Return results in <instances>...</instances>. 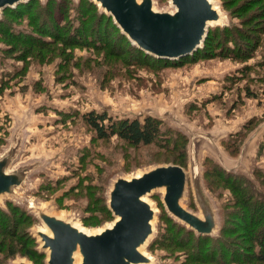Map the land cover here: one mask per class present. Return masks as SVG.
Returning a JSON list of instances; mask_svg holds the SVG:
<instances>
[{"label": "rangeland", "instance_id": "374dc122", "mask_svg": "<svg viewBox=\"0 0 264 264\" xmlns=\"http://www.w3.org/2000/svg\"><path fill=\"white\" fill-rule=\"evenodd\" d=\"M55 1L51 13L45 9L57 24L53 37L39 33L38 26L46 22L40 20L44 10L38 4L19 18L0 12V156L12 148L6 171L25 173L12 193L0 197L8 219H15V232L31 233L39 247L34 231L44 225L37 209L98 232L114 220L106 204L118 176L129 179L156 166L179 165L176 161L186 172L181 205L202 216L193 195L196 166L201 192L214 212L215 233L223 224L235 225L228 219L237 208L229 185L222 173L210 177L205 170L221 165L243 175L246 188L254 184L264 196V178L259 177L264 176V149L257 152L264 142V19L258 16L263 4L209 0L222 19L211 26L212 44L170 63L139 60L126 43L129 37H121L93 1L88 6L86 0H67L60 6ZM151 1L155 11L174 10L169 0ZM223 26L232 27L237 47L229 49L232 43H226ZM233 27L246 30L249 39L241 41ZM44 29L52 31L51 26ZM94 30L103 38L94 37ZM76 34H81L79 43L74 42ZM232 51L245 52V58L230 57ZM91 110L117 118H156L168 142L135 147L116 135L98 139L82 118ZM163 192L161 188L144 197L154 211L153 232L142 249L149 264H216L196 262L197 250L176 246L182 240L174 246L166 242L184 231L166 211ZM6 202L17 211H9ZM237 236L229 235L235 247ZM11 241L0 231V264H46L44 250L36 260L19 252L8 257ZM241 252L237 249V256Z\"/></svg>", "mask_w": 264, "mask_h": 264}, {"label": "water", "instance_id": "95a60500", "mask_svg": "<svg viewBox=\"0 0 264 264\" xmlns=\"http://www.w3.org/2000/svg\"><path fill=\"white\" fill-rule=\"evenodd\" d=\"M27 0H0V12ZM109 15L122 34L140 50L168 60L181 58L196 51L205 38L209 26L222 19L209 0H169L171 12L155 11L151 0H91ZM13 149L0 156V197L12 193L20 185L25 173L7 172ZM193 195L202 216L185 209L180 200L186 187V172L179 165H160L127 179L118 176L108 192V208L113 222L100 232H85L74 222L37 209L36 216L50 232H34L39 247L47 251L46 264H149L151 259L142 249L151 236L154 211L142 199L163 188V203L168 214L197 234H214L217 227L214 212L204 198L198 171L193 166ZM17 264H30L18 260Z\"/></svg>", "mask_w": 264, "mask_h": 264}, {"label": "trees", "instance_id": "16d2710c", "mask_svg": "<svg viewBox=\"0 0 264 264\" xmlns=\"http://www.w3.org/2000/svg\"><path fill=\"white\" fill-rule=\"evenodd\" d=\"M67 0H56L55 6H60L61 3H65ZM53 0H46L45 2L40 3L39 0H27L22 3H18L14 6H7L6 8L2 9L3 13H9L15 18L21 17L24 13H30L32 10L30 9L33 5H37L39 9H43L44 11L40 13V20L44 19L46 23H42V27L38 26L39 33L47 34L49 36L54 35V33H57V29H53V25L55 22L51 19V15H48V13L52 12L51 6H52ZM257 4L262 3L263 4V11H260L258 13L259 18L264 19V0H257ZM78 3V2H77ZM76 7H78L80 2L77 4ZM91 0H86V5H91ZM86 7V6H85ZM47 10V12L45 11ZM88 10V8L86 9ZM1 11V12H2ZM101 13L103 12L101 9L99 10ZM105 16L108 20L113 19L105 13ZM113 24L116 26L117 31L119 35L123 38H127L124 34L121 33L119 27L113 22ZM46 26H51L52 31H45ZM261 27V26H260ZM263 26L260 28L261 33H264V30L262 31ZM236 31L241 35L240 39L241 41L249 39V33H247L246 30H243L242 28H236ZM234 29V30H235ZM225 31L223 33L224 37H227L226 43H232L229 49L233 47H237L236 45V39L233 37L234 35L230 31L232 30V27L228 28V26H223L221 29ZM211 31H213V28L211 26L208 27L206 36L204 40L201 43V46L190 54V56L194 54H200L201 49L204 47H208L212 44V42L209 40L211 37ZM41 33V34H42ZM94 37L97 38H103L99 34V32H91ZM84 36L88 40H93L91 36ZM215 36V35H213ZM212 36V37H213ZM22 37V36H21ZM74 42H81V34L74 37ZM111 38V37H109ZM114 38V37H112ZM109 39V41L112 40ZM79 39V40H78ZM36 40H38L36 38ZM116 42V41H112ZM110 42V43H112ZM98 45H100V41L97 40L96 42ZM127 44L131 45L133 48V51H136V53H132L136 55V57L139 60L142 59H155V60H167V62H172V60H168L165 58L160 57H154L148 53H146L143 50H140L138 47H136L129 39H127ZM95 44V45H97ZM126 44V45H127ZM249 45V44H248ZM128 46V45H127ZM248 49L251 48V45L247 47ZM245 52H231L229 55L230 57L235 58H245L244 55ZM203 56V54H202ZM200 56V58L202 57ZM199 57V55H198ZM82 118L84 122L90 127L96 134V137L98 139H108L111 136H115L120 139L121 141H124L128 145H132L135 147L138 146H145L150 144L155 145H161L164 146L167 144V140L162 138V128L159 125L160 121H158L156 118H153L151 116H144L142 120H139L136 117L133 118H117L112 117L105 111H86L82 115ZM264 149V142L259 145L258 151L259 153L263 152ZM179 165L181 163L179 161H176ZM175 165V164H174ZM212 170H205V175L210 177H219L220 174H223V180L229 185V189L234 197V204L237 208L232 209L231 214L228 216L229 222H233L235 225H221V228L219 231L215 234H197L193 229L186 228L183 224L180 222H177V227L183 228V233L179 234L180 238L174 239V238H168L166 239V242L168 244L170 243L171 246H174L175 242L177 240H182L183 244H177L176 246L183 247L186 251H196V262L201 263H207V262H215L216 264H228V263H235V264H264V196L263 191H260L258 187L254 184H250L249 188H246V186L242 182L243 175L236 176L237 173H233V171L228 170L224 168L223 166L219 165V167L212 166ZM259 172V171H258ZM256 171V173L258 174ZM260 175V174H259ZM232 177L231 181L228 182L230 179L229 177ZM260 178H264L263 175L259 176ZM239 178V179H236ZM241 178V180H240ZM246 178H244L245 180ZM249 179V178H247ZM249 182V181H248ZM7 209L9 211H17V206H15L13 203L6 202ZM106 211L111 215V212L108 208V203L106 204ZM6 210L0 206V231L7 234L10 239H12L11 242H13L14 248H11L9 253L7 254L8 257H13L14 254H17L18 252L22 256H26L28 259H34L38 257H42L44 255V251H41L39 247H37V244L33 240V236H31V233L26 234H19L15 232L16 223L15 219H8ZM27 214V213H26ZM111 218H113V215H111ZM180 223V224H179ZM238 235L236 237L237 242H239L238 246H233L235 242L234 239L229 237V235L233 236V234ZM238 233V234H237ZM29 235V236H28ZM26 236V237H25ZM171 239V240H170ZM165 241V238L163 239ZM175 241V242H174ZM34 242V243H33ZM172 242V243H171ZM164 244V243H162ZM244 244V245H243ZM16 247L18 249L16 250ZM193 248V249H192ZM202 249H206L201 251ZM237 249L239 251H242L240 253V256L237 253ZM205 255H203V254ZM197 254H199L197 256ZM194 257V256H193Z\"/></svg>", "mask_w": 264, "mask_h": 264}, {"label": "bare ground", "instance_id": "6f19581e", "mask_svg": "<svg viewBox=\"0 0 264 264\" xmlns=\"http://www.w3.org/2000/svg\"><path fill=\"white\" fill-rule=\"evenodd\" d=\"M215 8V7H214ZM142 199H144V197L142 198ZM44 225V224H43ZM110 225V224H109ZM77 227H78V229H80V230H82V231H85L86 233L88 232H90V231H88V230H86V229H84V228H82V226H79V225H77ZM38 230H40L41 232H47L48 234H50V232L47 230V228H46V226L44 225L43 227H39L38 228ZM102 229H100L98 232H100ZM143 249V248H142ZM142 249H140L142 252H143V250ZM144 253V252H143ZM80 255H79V253L78 252H75L74 253V261H75V263L76 264H80V262H81V260H80Z\"/></svg>", "mask_w": 264, "mask_h": 264}]
</instances>
